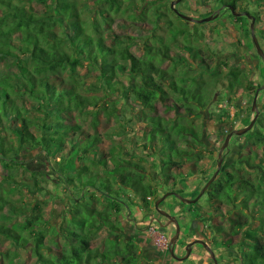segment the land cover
I'll return each instance as SVG.
<instances>
[{"label":"trees","instance_id":"1","mask_svg":"<svg viewBox=\"0 0 264 264\" xmlns=\"http://www.w3.org/2000/svg\"><path fill=\"white\" fill-rule=\"evenodd\" d=\"M193 1L209 7L198 18L220 9L216 19L225 14L248 35L253 18L264 53V0ZM134 23L143 24L144 35L118 29ZM203 23L183 19L168 0H0V57L13 64L0 73V264H145L138 244L121 235L118 215L128 192L146 210H155L163 193L143 165L106 149L96 117L100 109L107 117L120 114L118 102L136 104L143 148L161 144L159 176L181 192L177 177L183 170L198 174L204 153L198 126L186 121L214 102L219 87L233 105L238 92L254 94L264 83L263 59L256 86L244 62L219 68L216 51L204 45ZM259 93L252 128L232 136L244 137L238 158L205 192L220 216L209 224L222 237L215 243L237 246L240 264H264V89ZM83 110L91 113L90 127L80 122ZM220 111L221 122L239 118L238 106L232 117ZM33 150L44 156L38 169L20 159V151ZM49 180L65 189L57 222L46 216ZM24 252L31 262L21 260Z\"/></svg>","mask_w":264,"mask_h":264},{"label":"rangeland","instance_id":"2","mask_svg":"<svg viewBox=\"0 0 264 264\" xmlns=\"http://www.w3.org/2000/svg\"><path fill=\"white\" fill-rule=\"evenodd\" d=\"M168 1L170 2L171 0ZM208 9V6L205 7L203 5H195L193 0H189L187 5L181 4L178 6V10L180 12L195 18H198L199 13ZM200 28L203 31V42L206 43L204 45H208L217 53L214 57L215 61L219 64V68L221 65L225 66L223 63L230 66L235 61H241L244 62L243 67L246 69L247 79L249 82L254 86L262 82L263 79L260 64L262 58L258 55L250 34H246L243 28L236 27L225 14L221 17L219 15V18L217 19L215 18L214 20L204 22ZM118 29L122 32L133 35H144L145 33L143 24L139 25L137 23L128 24ZM159 32L162 34L165 33L162 30ZM258 42L260 44V41ZM10 61L11 60L8 58L0 57V73H8L10 69H12L13 64H11ZM82 69L84 70V67ZM120 78L123 81H126L124 76H121ZM89 92L102 94V92L97 89H91ZM259 92L258 95H260ZM214 95V102L210 104L209 107L200 110L199 116L191 117L186 121L188 126H198L201 135L200 139L204 146L203 159L198 163V174L195 175L188 170H183V176L177 177L176 188L180 189L183 196L186 198H191L192 195L200 189L206 177L210 176L216 168L217 157L215 155L226 134L222 133V129L225 128L227 131L237 129V126L241 124V119L249 116L252 118L254 115V111H252V113L247 111V108L252 104L254 96L253 89L241 93L238 92L235 100L232 101L233 105L227 101L225 89L219 87L215 91ZM258 95L256 97V103ZM220 97L222 100L218 102L217 99ZM236 105L238 106V111L240 112L239 118H236L233 121L230 119H226L223 122L219 121L221 108L227 109L230 113V117H232L236 111ZM117 107L119 108L117 112L120 114L117 116L113 114L109 117H107L101 109L99 111L97 108L93 109L94 111H98L95 127L106 149L112 147L113 152L118 156L143 165L146 172L151 176L152 181L158 186L160 193L172 189V183H165L159 176L158 160L160 158L159 152H161V144L159 143V145L152 146L153 148L150 147L149 149H144L142 146V143L144 142L145 130L143 129L142 121L139 118V108L137 105L133 103L130 105H124L118 102ZM31 113L33 114V112H30L29 114ZM79 116L80 122L85 127H90L92 120L91 113L88 110H83L79 113ZM36 131H38V129ZM231 137V140L229 139L228 141L227 147L222 152L223 162L220 172L230 167L229 165L233 160L238 158V153L243 147L244 137H241L237 141H234L233 137ZM155 149L158 151L156 154H154L156 151ZM210 150H212L214 154L210 153ZM19 155L23 163L31 169H38L42 167V163L44 162L43 154H38L36 150L30 152L20 151ZM46 169L51 171L49 167ZM23 174L24 177L28 176V173L26 172ZM28 183L32 184L31 181ZM45 185L51 191L53 197L49 199L48 205L46 206V211L48 212H46V216L48 218L51 217L50 222H57L60 220L61 213L65 208L62 201L65 189L63 185L51 180L45 183ZM128 194L129 197L126 198V203L118 215L120 226L123 230L121 235L129 238L133 237L136 240V243L140 247L141 257L144 258L143 262H145V264H191L190 261L175 262L168 259V256L164 257L161 255L158 260L155 258L156 253H154L155 250H153L154 234L151 232V227H149L148 223L151 221L150 226L156 227L169 237L173 235L174 228L170 225L161 226L159 221L156 220L152 221L151 215L154 213L157 217V212L153 209L146 210V207L142 204L138 196H135L131 192H128ZM190 204H179L174 196L168 195L167 198L159 204V207L164 210H170L175 214L185 210L187 212L190 211L191 213L198 212L203 216V218L213 217L214 214L212 212V204L207 199L206 193L202 194L199 199L194 202V204ZM174 205L177 206L174 207ZM213 218L219 221L218 217ZM180 225L181 227H185L183 220H181ZM149 233H152V238ZM208 233L210 234L209 231ZM105 234V230H101L97 234V240H95L94 243H99L98 245L100 246V240L105 236ZM209 237L212 238L215 236L209 235ZM182 240L183 233L181 231V235L179 236L175 246L176 251H179L180 253L183 251V248L179 246ZM31 258L32 257L29 256L28 252H24L21 260L29 263L33 260ZM194 263L195 262L193 260L192 264ZM198 264H210L209 257H207V255L200 257Z\"/></svg>","mask_w":264,"mask_h":264},{"label":"flooded vegetation","instance_id":"3","mask_svg":"<svg viewBox=\"0 0 264 264\" xmlns=\"http://www.w3.org/2000/svg\"><path fill=\"white\" fill-rule=\"evenodd\" d=\"M224 138H225V136H224ZM222 157H223V153H222ZM222 162H223V160H222ZM216 167H217V163H216ZM221 169H222V164H221L220 170ZM214 170H213V172H214ZM217 175H216V177H217ZM210 176H208V178ZM208 178L206 180H204V183L202 184V186L205 184V182L208 180ZM201 187H200V189H201ZM199 190L194 195H192L191 198H193L195 195H197ZM169 191L177 192V191H175L173 189H170L168 191H164L163 193L169 192ZM177 193H179L180 195L183 196L182 191L181 192H177ZM169 195L173 196V194H169ZM167 196L164 199H166ZM175 198L177 199V201L180 204L181 200L179 198H177L176 196H175ZM164 199L162 201H164ZM181 202L184 203L185 205L187 204L184 201H181ZM166 211H168V210H166ZM155 212H157V211H155ZM168 212L176 217V219L178 221V224H179V234H178V237H177L175 245H174V252L178 256H182L186 252V250H185L186 245L190 241H196V242H194L191 245L190 255L185 260H177V259L173 258L172 256H170V254L168 252L169 240H170L171 237H169L167 234L161 232L156 227L150 226V222H151L150 221L148 223V225H149V227H151V232H155V233H157L159 235H164L166 237V241H165V247L166 248H161V246L158 245L155 242V240H153V243H154L153 250H155L154 253H156V257L155 258L157 260L162 255L164 257L168 256V259H171V260H173L175 262L190 261L191 264H192V261L194 260V262L196 264H198L199 258L200 257H204L205 255H207V257H209V259H210V264H215V261H216V264H233L236 258L237 259L240 258V255H239V252H238L239 249L237 248V246L232 245L231 243L226 244V245H222V246H218V244L215 243L216 240H220L222 237L217 234L215 228H212V227L209 226V224H215V223L217 224L219 222V221L215 220L213 217H218V219H219L220 216L216 215L213 211L212 212H213L214 215L211 218L210 217L203 218V216L201 214H200V216H196L195 213H191L190 211L187 212L185 210L179 212L178 214H175V213H173L171 211H168ZM157 215L158 216L156 217V215L153 213L151 215V218H152L151 220L152 221H154V220L159 221L161 226L170 225V226H172L174 228V232H175V225L172 222H169L168 219L164 215L160 214L159 212H157ZM181 220H183V224H184L185 227H181V225H180ZM225 230L228 232V236L230 234H232V233H230L229 228L225 227ZM181 231L183 233V240L181 241V244L179 246L183 248V251L180 253L179 251H176L175 246H176L177 240L179 239V236L181 235ZM208 231L210 232V234L208 233ZM149 235L152 238V233H149ZM209 235H211V236L213 235L215 237L210 238ZM132 239L136 242V240L133 237H132ZM198 240H203V241L206 242L207 247H209L213 251L214 257H211L210 252L208 251L207 247L205 245L199 243ZM195 246H197V247H195ZM237 249H238V251H237ZM238 261L236 262V264H240V259Z\"/></svg>","mask_w":264,"mask_h":264},{"label":"water","instance_id":"4","mask_svg":"<svg viewBox=\"0 0 264 264\" xmlns=\"http://www.w3.org/2000/svg\"><path fill=\"white\" fill-rule=\"evenodd\" d=\"M180 0H171L170 1V6L171 8L174 9V11L177 13V15H179L180 17H182L183 19L185 20H188V21H193V22H197V23H201V22H206V21H210V20H213L215 17L218 16L219 14V11L220 9H216L215 13L211 14V15H208V16H205V17H201V18H195L193 16H190V15H187V14H184L180 11L177 10V8L175 7V5L179 2ZM232 10V13L234 15H239L241 14L240 12H237V11H234L233 9ZM246 16L248 17H251L249 14L245 13ZM250 31H251V38H252V42L256 48V51L258 53V55L263 59L264 61V53L260 47V44L258 42V39L257 37L255 36V33H254V19L251 18V22H250ZM261 89H264V83L260 86V87H257L255 93H254V96H253V100H252V104H251V109L252 111H254V115L253 117L251 118V120L249 121V123L243 127H240V128H237V129H233L231 131H229L226 135H225V138H224V141L223 143L220 145L219 149H218V152H217V167L216 169L214 170V172L212 173V175L208 178V180L205 182V184L201 187V189L199 190L198 194L195 195L193 198H186V197H183L182 195H180L179 193L177 192H174V191H169V192H165L163 193L159 198H157L154 202V207H155V210L157 212H159L160 214L164 215L169 222H172L174 225H175V232L174 234L171 236L170 240H169V249H168V252L170 254V256H172L173 258L177 259V260H185L189 255H190V252H191V245L196 242V241H190L186 247H185V254L182 255V256H178L175 252H174V245H175V242H176V239L178 237V234H179V224H178V221L176 219V217L172 214H170L168 211L162 209L159 207V204L160 202L169 194H173L175 195L177 198H179L181 201H184L185 203L187 204H190V203H194L197 201V199L202 195L204 194V192L206 191L207 187L211 184V182L215 179L216 175L218 174V172L220 171V168H221V164H222V160H223V157H222V152L223 150L227 147L228 145V141L230 139V137L235 134V135H242L244 134L245 132H247L248 130H250L255 122V119H256V116L258 114V111H259V108L257 106V103H256V97L258 95V92L261 90ZM199 243L205 245L207 247V244L205 241L203 240H198ZM208 251L210 252V255L211 257H214V254H213V251L207 247ZM215 264H216V261H215Z\"/></svg>","mask_w":264,"mask_h":264},{"label":"built area","instance_id":"5","mask_svg":"<svg viewBox=\"0 0 264 264\" xmlns=\"http://www.w3.org/2000/svg\"><path fill=\"white\" fill-rule=\"evenodd\" d=\"M154 234V240L155 242L161 246V248H166L165 247V241H166V237L164 235H159L155 232H153Z\"/></svg>","mask_w":264,"mask_h":264},{"label":"crops","instance_id":"6","mask_svg":"<svg viewBox=\"0 0 264 264\" xmlns=\"http://www.w3.org/2000/svg\"><path fill=\"white\" fill-rule=\"evenodd\" d=\"M176 206H177V205H174V207H176ZM174 207H173V208H174Z\"/></svg>","mask_w":264,"mask_h":264}]
</instances>
